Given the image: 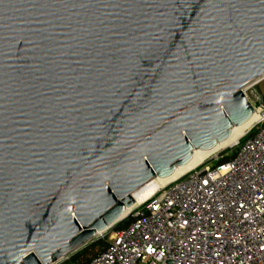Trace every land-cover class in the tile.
Instances as JSON below:
<instances>
[{"label": "water", "instance_id": "obj_1", "mask_svg": "<svg viewBox=\"0 0 264 264\" xmlns=\"http://www.w3.org/2000/svg\"><path fill=\"white\" fill-rule=\"evenodd\" d=\"M262 77L264 0H0V264L125 219L252 117Z\"/></svg>", "mask_w": 264, "mask_h": 264}, {"label": "built area", "instance_id": "obj_2", "mask_svg": "<svg viewBox=\"0 0 264 264\" xmlns=\"http://www.w3.org/2000/svg\"><path fill=\"white\" fill-rule=\"evenodd\" d=\"M254 113L251 128L214 163L133 206L130 223L110 228L106 249L87 264H264V106Z\"/></svg>", "mask_w": 264, "mask_h": 264}, {"label": "bare ground", "instance_id": "obj_3", "mask_svg": "<svg viewBox=\"0 0 264 264\" xmlns=\"http://www.w3.org/2000/svg\"><path fill=\"white\" fill-rule=\"evenodd\" d=\"M263 79L264 77L259 79V82L262 81ZM257 118H258L257 114L253 113L252 117L248 121H246L241 125L234 126L231 130L230 136L225 141L217 143L216 146H214L211 149H207V150L196 149L193 153L191 160L184 165L176 167V169L171 175L164 178L154 177L153 179L142 185L140 188L137 189V192L142 198V200L148 194H151L156 189L180 178L181 176H183L193 168L197 167L208 158L217 155L223 149L235 145L237 141L240 140L247 133V131L251 128L252 124L257 120ZM131 209L132 207L130 209L127 208L125 211V215L128 214ZM100 233H102V231L96 233V236L99 235Z\"/></svg>", "mask_w": 264, "mask_h": 264}, {"label": "trees", "instance_id": "obj_4", "mask_svg": "<svg viewBox=\"0 0 264 264\" xmlns=\"http://www.w3.org/2000/svg\"><path fill=\"white\" fill-rule=\"evenodd\" d=\"M235 149L231 151L230 155H223L221 158V161H225L230 159L234 153ZM131 221L130 217H126L125 219L121 220L120 222L116 223L113 226V230H118L125 228ZM108 245V241L106 238L97 239L89 244L87 246H84L80 250L76 251L74 254H72L67 261H65L63 264H87L90 262L94 257H96L98 254H100L102 251L106 249Z\"/></svg>", "mask_w": 264, "mask_h": 264}, {"label": "rangeland", "instance_id": "obj_5", "mask_svg": "<svg viewBox=\"0 0 264 264\" xmlns=\"http://www.w3.org/2000/svg\"><path fill=\"white\" fill-rule=\"evenodd\" d=\"M254 95H255V97H257V99L259 100V102H253V106H254V107H257V106H260V105L264 106V79H263L262 81L258 82V83L254 86ZM229 150H230V147L225 148V149H223L221 152H219V153L217 154V156H219L221 153H227ZM215 157H216V155H214V156L208 158L206 163L211 165L212 163L215 162V161H214ZM148 195H149V194H148ZM148 195H147V196H148ZM111 231H112V229H108L107 231L100 233V234L97 235L92 241L97 240V239H102V238L109 239L110 236H111ZM92 241H90V242H92ZM90 242H89V243H90ZM89 243H87V244H89ZM87 244L84 245V246H87ZM84 246H83V247H84ZM83 247H81V248H83ZM81 248H79L78 250H80ZM78 250H77V251H78ZM75 252H76V251H75ZM75 252L70 253L69 255H67L66 257H64L63 259H61V260H59L58 262H56V264H63V263H64L65 261H67V260L69 259V257H70L72 254H74Z\"/></svg>", "mask_w": 264, "mask_h": 264}]
</instances>
